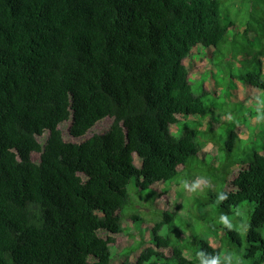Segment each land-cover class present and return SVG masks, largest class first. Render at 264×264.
Segmentation results:
<instances>
[{
    "label": "trees",
    "instance_id": "trees-1",
    "mask_svg": "<svg viewBox=\"0 0 264 264\" xmlns=\"http://www.w3.org/2000/svg\"><path fill=\"white\" fill-rule=\"evenodd\" d=\"M222 4L0 0V264H111L130 183L166 186L202 149L197 129L176 136L170 127L207 114L185 59L197 45L228 41ZM255 38L264 56V27ZM258 69L246 82L264 88ZM107 117V130L93 132ZM66 121L82 140L65 138ZM236 138L231 131L223 151ZM248 160L229 190L177 189L173 212L152 224L151 245L122 264H264V152ZM185 197L201 230L184 219L183 229L165 226Z\"/></svg>",
    "mask_w": 264,
    "mask_h": 264
},
{
    "label": "rangeland",
    "instance_id": "rangeland-1",
    "mask_svg": "<svg viewBox=\"0 0 264 264\" xmlns=\"http://www.w3.org/2000/svg\"><path fill=\"white\" fill-rule=\"evenodd\" d=\"M221 15L224 23L231 22L228 41L220 49L197 45L185 59L194 94L206 103L207 114L181 117L170 127L176 136H180L185 128L197 129L202 149L175 178L165 181L166 186L159 183L140 190L135 180L130 183L129 202L122 213V232L110 245L111 264H122L128 258L135 261L142 248L151 245L152 224L163 218V209L173 212L171 207L177 201V189L190 197L201 196L210 190H229L233 171H237L241 163L249 162L254 151L264 152V88L246 82L250 72H259L260 66L264 69V56L260 53L263 40L255 38L264 27V0H223ZM110 123L111 118L107 117L94 127L93 132H104ZM70 124L71 121H66L60 125L65 138L82 140L69 134ZM231 131L238 132L239 138H236L234 151L227 153L222 145ZM33 157L38 159L39 154L35 153ZM135 163L140 166L138 160ZM194 174L195 182L190 178L186 183ZM190 197H185L180 217L166 223V227L172 225L177 230L183 229L181 219H184L193 222L197 230L202 229L203 224L195 217L198 207L190 206ZM214 206L216 204L210 208ZM133 215L139 218L133 219ZM239 215L247 219V211ZM209 216L213 218V225L224 222L213 210ZM173 235L177 237L174 232Z\"/></svg>",
    "mask_w": 264,
    "mask_h": 264
}]
</instances>
